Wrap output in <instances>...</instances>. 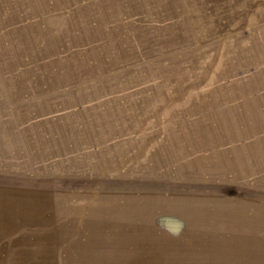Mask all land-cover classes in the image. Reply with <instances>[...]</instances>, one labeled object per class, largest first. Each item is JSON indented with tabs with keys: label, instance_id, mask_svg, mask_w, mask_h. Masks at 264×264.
Wrapping results in <instances>:
<instances>
[{
	"label": "rangeland",
	"instance_id": "1",
	"mask_svg": "<svg viewBox=\"0 0 264 264\" xmlns=\"http://www.w3.org/2000/svg\"><path fill=\"white\" fill-rule=\"evenodd\" d=\"M0 264H264V0H0Z\"/></svg>",
	"mask_w": 264,
	"mask_h": 264
},
{
	"label": "crops",
	"instance_id": "2",
	"mask_svg": "<svg viewBox=\"0 0 264 264\" xmlns=\"http://www.w3.org/2000/svg\"><path fill=\"white\" fill-rule=\"evenodd\" d=\"M92 213V212H91ZM87 227V226H86Z\"/></svg>",
	"mask_w": 264,
	"mask_h": 264
}]
</instances>
